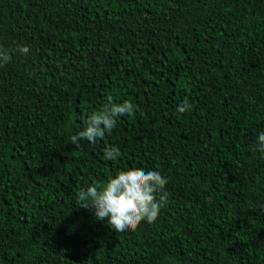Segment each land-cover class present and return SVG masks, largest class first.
<instances>
[{
    "label": "trees",
    "instance_id": "1",
    "mask_svg": "<svg viewBox=\"0 0 264 264\" xmlns=\"http://www.w3.org/2000/svg\"><path fill=\"white\" fill-rule=\"evenodd\" d=\"M25 44L0 67V264H264V0H0V46ZM109 96L135 114L74 142ZM128 169L169 201L117 233L76 193Z\"/></svg>",
    "mask_w": 264,
    "mask_h": 264
},
{
    "label": "clouds",
    "instance_id": "2",
    "mask_svg": "<svg viewBox=\"0 0 264 264\" xmlns=\"http://www.w3.org/2000/svg\"><path fill=\"white\" fill-rule=\"evenodd\" d=\"M13 53L28 55L29 46L18 45L12 50L0 46V67L11 61ZM191 107L185 100L177 106V111L183 113ZM135 111L132 102L125 100L117 103L109 96L98 111L86 115L82 121L83 128L72 140L83 139L94 144L116 126L117 117H131ZM256 146L264 150V131L256 136ZM121 154L120 148L113 145L105 148L104 159L115 161ZM167 183V177L158 170L128 169L109 177L102 185L91 184L80 188L76 198L82 207H93L95 219L104 221L117 233H125L135 230L141 222L151 224L158 219L169 201Z\"/></svg>",
    "mask_w": 264,
    "mask_h": 264
}]
</instances>
